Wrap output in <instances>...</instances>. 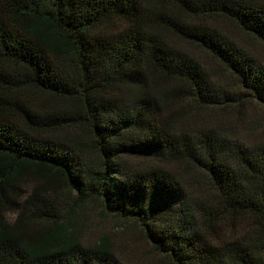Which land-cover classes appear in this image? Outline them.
Segmentation results:
<instances>
[{"label": "trees", "instance_id": "trees-1", "mask_svg": "<svg viewBox=\"0 0 264 264\" xmlns=\"http://www.w3.org/2000/svg\"><path fill=\"white\" fill-rule=\"evenodd\" d=\"M215 17L264 42V0H0V264H128L108 238L82 242L93 200L138 225L159 264H264V142L210 122L264 105V64ZM112 21L126 25L112 32ZM164 30L219 60L234 87ZM77 127L88 134H61ZM59 193L74 194L69 209Z\"/></svg>", "mask_w": 264, "mask_h": 264}, {"label": "rangeland", "instance_id": "rangeland-1", "mask_svg": "<svg viewBox=\"0 0 264 264\" xmlns=\"http://www.w3.org/2000/svg\"><path fill=\"white\" fill-rule=\"evenodd\" d=\"M172 14L177 21H194L185 12L178 8H172ZM200 22V21H199ZM208 22L213 26H218L239 45L244 47L250 54L256 57L264 64V42L243 32L236 23L227 17L209 18ZM122 21H112L109 23V30L119 31L125 27ZM164 36L167 41L184 49L199 59L210 71L216 82L225 85L227 88H233L236 83L234 76L225 68V66L216 58L211 56L200 46L189 42L188 40L176 34L175 31L164 30ZM39 105H51L54 109H62L71 102L64 99L54 98L43 93L32 94ZM219 119L214 118L210 122L214 125L225 124V126L234 129L233 132L239 138L248 143L264 142V105L257 102H246L242 107L224 111ZM201 122H194L199 125ZM61 134H81L87 135L88 132L81 127L66 128ZM150 160L136 159L130 160L129 164L134 167H146L150 165ZM176 167L180 174L192 177L193 171L186 165H172ZM195 179L197 177L195 176ZM202 182V179H201ZM36 181L28 178L25 185L26 191L33 189ZM62 192V190H61ZM74 194L59 193L58 200L63 205L62 211L72 205ZM82 216L81 240L87 245H94L104 238H108L118 256L128 264H159L165 262V258L158 254L152 247L151 243L145 238L142 230L138 225L127 222L118 216L106 213L99 201L93 200L88 202L83 210L80 211Z\"/></svg>", "mask_w": 264, "mask_h": 264}, {"label": "clouds", "instance_id": "clouds-1", "mask_svg": "<svg viewBox=\"0 0 264 264\" xmlns=\"http://www.w3.org/2000/svg\"><path fill=\"white\" fill-rule=\"evenodd\" d=\"M30 197V190L26 191L21 197H20V203L23 204L25 201H27ZM22 211L21 208L11 209L8 211H5L3 213L4 220L8 223L14 222L15 219H17L20 215V212Z\"/></svg>", "mask_w": 264, "mask_h": 264}]
</instances>
